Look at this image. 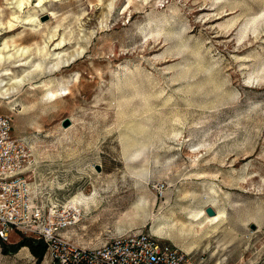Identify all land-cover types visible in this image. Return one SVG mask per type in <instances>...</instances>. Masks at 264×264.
Returning <instances> with one entry per match:
<instances>
[{
  "label": "rangeland",
  "instance_id": "1",
  "mask_svg": "<svg viewBox=\"0 0 264 264\" xmlns=\"http://www.w3.org/2000/svg\"><path fill=\"white\" fill-rule=\"evenodd\" d=\"M35 2L21 17L40 24L0 27V52H12L0 78L23 77L0 92V114L35 160L33 197L77 206L65 236L95 247L140 229L198 264H264V18L244 29L264 0ZM51 85L55 100L45 95ZM208 204L224 219L204 222L195 243L157 227L168 207ZM0 264L35 258L27 246L3 253L0 244Z\"/></svg>",
  "mask_w": 264,
  "mask_h": 264
},
{
  "label": "built area",
  "instance_id": "2",
  "mask_svg": "<svg viewBox=\"0 0 264 264\" xmlns=\"http://www.w3.org/2000/svg\"><path fill=\"white\" fill-rule=\"evenodd\" d=\"M35 160L28 145L12 134V117L0 114V240L18 232L44 242L52 264H198L190 252L163 242L149 231L134 229L110 237L99 246L79 245L65 229L79 211L44 207L31 193Z\"/></svg>",
  "mask_w": 264,
  "mask_h": 264
},
{
  "label": "bare ground",
  "instance_id": "3",
  "mask_svg": "<svg viewBox=\"0 0 264 264\" xmlns=\"http://www.w3.org/2000/svg\"><path fill=\"white\" fill-rule=\"evenodd\" d=\"M46 0H36V2L33 4V7H42L44 6ZM12 5H9L11 9L9 17L4 22L5 26H7L8 30L14 29L16 22L22 20L24 22H30L31 24H40L41 21L37 16L27 15L25 17H21V14L24 12L25 7H29L31 0H10L8 1ZM51 15L52 13L49 12ZM264 18V9L259 13H254L251 15V17L247 18L244 29H246L249 25L254 28L257 23ZM0 21V27H3L4 24ZM245 30H243L244 32ZM20 50H23L22 48ZM18 50H15V52ZM12 57V52H8L6 55L0 52V62L4 58H10ZM8 70H3L0 75H6L8 74ZM23 80V77H19L16 79H13L11 82H8L4 80L3 78H0V92L7 94L9 91V87L13 88V83H21ZM60 91L58 88L54 85H51L47 87V92L45 93L46 98L50 100H55ZM145 165L142 164L140 167L143 171L145 168ZM137 173H140L139 171ZM181 193V192H180ZM178 194V198H181L182 195ZM209 206V204H208ZM182 208V213L176 214L175 210L171 207L166 208L164 219L157 224V227H162L165 229L166 232H170L173 230L174 234H176L179 239L186 240L189 243H195L199 238L203 236V223L206 222L209 226L210 224L219 223L224 219V211L217 210L215 214L209 215L205 212V208H202L200 210H196L193 212L190 211H184L185 206L180 205ZM207 207V206H206ZM75 209L78 210L77 206H75ZM145 210V207H143L142 204L136 203L134 205L135 212L138 210ZM141 211V210H140ZM135 215V214H134Z\"/></svg>",
  "mask_w": 264,
  "mask_h": 264
},
{
  "label": "trees",
  "instance_id": "4",
  "mask_svg": "<svg viewBox=\"0 0 264 264\" xmlns=\"http://www.w3.org/2000/svg\"><path fill=\"white\" fill-rule=\"evenodd\" d=\"M1 248L3 253L15 252L18 248L22 246H27L31 254L35 258V264H40L44 253H45V244L41 240H35L31 237L22 236V238L15 244H9L0 240Z\"/></svg>",
  "mask_w": 264,
  "mask_h": 264
},
{
  "label": "water",
  "instance_id": "5",
  "mask_svg": "<svg viewBox=\"0 0 264 264\" xmlns=\"http://www.w3.org/2000/svg\"><path fill=\"white\" fill-rule=\"evenodd\" d=\"M42 20H44V18H42ZM69 122H70V120L68 119V118H64L63 120H62V126H67L68 124H69ZM95 168L97 169V170H99V168H100V165H98V164H96L95 165ZM206 212L209 214V215H213L214 214V210L210 207V206H207L206 207ZM254 224L252 223L251 224V228H254Z\"/></svg>",
  "mask_w": 264,
  "mask_h": 264
}]
</instances>
